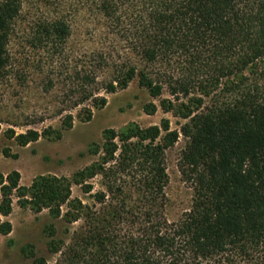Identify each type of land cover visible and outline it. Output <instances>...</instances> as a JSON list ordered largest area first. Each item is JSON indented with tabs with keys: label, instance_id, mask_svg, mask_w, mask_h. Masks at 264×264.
Masks as SVG:
<instances>
[{
	"label": "trees",
	"instance_id": "16d2710c",
	"mask_svg": "<svg viewBox=\"0 0 264 264\" xmlns=\"http://www.w3.org/2000/svg\"><path fill=\"white\" fill-rule=\"evenodd\" d=\"M77 4L93 14L97 48L71 50V23L62 13L39 19L35 29L37 47L64 69L59 126L7 128L4 135L20 146L59 139L73 126L71 109L80 107L77 114L88 121L92 107L107 101L99 89L113 93L134 80L153 99L166 91L170 97L159 99L160 108L183 122L105 128L101 142L88 147L95 158L71 178L46 173L21 185L17 170L0 172V235L11 231L6 217L15 200L79 222L68 240L57 237L54 225L46 228L47 248L58 254L53 264H264V0ZM22 5L0 0V79L10 75L7 45ZM156 109L152 101L143 106L147 114ZM180 135L186 141L177 164L192 198L169 221L166 151ZM72 184L90 201L72 197ZM33 253L32 264H47Z\"/></svg>",
	"mask_w": 264,
	"mask_h": 264
},
{
	"label": "rangeland",
	"instance_id": "374dc122",
	"mask_svg": "<svg viewBox=\"0 0 264 264\" xmlns=\"http://www.w3.org/2000/svg\"><path fill=\"white\" fill-rule=\"evenodd\" d=\"M77 3L78 0H23L21 14L10 32L7 45L10 75L0 79V172L5 175L17 170L21 185H29L33 177L46 173L71 178L75 171L95 158L88 153V147L91 143L101 142V132L105 128H119L129 122H137L141 126L159 124L162 118H168L172 128H178L183 122V119L160 108L159 99L170 97L166 91L160 98L153 99L134 80L126 88L113 93L99 89V95H105L107 101L101 108L92 107V117L88 121L81 120L80 114H77L80 107L71 109L73 126L64 131L59 139L41 137L20 146L4 135L3 131L7 128L22 132L27 128L59 126L57 112L61 110L60 102L64 99V69L58 64L54 67V63L37 47L35 29L39 19L62 13L71 23L67 46L78 54L97 48L99 29L93 14L77 10ZM105 74L104 71L99 72L101 81ZM50 78L54 86L46 91ZM150 101L157 105V109L147 114L143 106ZM30 119L44 120L24 124ZM185 141L180 135L166 151L168 182L164 189L165 215L169 221H176L191 205L192 189L182 180L177 164ZM4 148L9 149V156L3 154ZM14 154L16 156H12ZM93 181L97 183L98 178ZM71 191L72 197L82 202L90 201L78 185L72 184ZM6 219L11 223V231L0 235V264H32L30 251L36 256H44L47 264H53L58 254L50 253L47 248L50 237L46 228L54 225L57 237L68 240L80 225L79 222L68 224L61 217L54 219L47 210L34 212L28 207H20L15 200Z\"/></svg>",
	"mask_w": 264,
	"mask_h": 264
}]
</instances>
